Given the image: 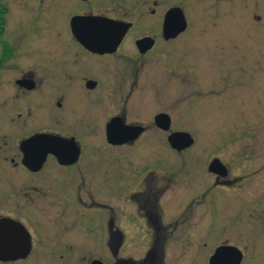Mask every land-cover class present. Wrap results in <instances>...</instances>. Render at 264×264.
<instances>
[{"label": "flooded vegetation", "instance_id": "obj_1", "mask_svg": "<svg viewBox=\"0 0 264 264\" xmlns=\"http://www.w3.org/2000/svg\"><path fill=\"white\" fill-rule=\"evenodd\" d=\"M13 1L30 6L46 2L42 46L12 47L2 39ZM222 2L0 0V163L32 183L19 186L18 192L49 197L50 209L60 207L67 224L65 242L59 245L61 253L54 244L52 254L84 264H260L242 227L231 230L226 223L202 221L215 188L231 190L246 178L232 174L219 158L196 161L189 181L162 174L161 160L137 166L127 161L120 168L114 160L110 188L103 192L100 187L102 114L107 119L106 144L133 146L150 127L127 119L134 112L148 115L154 110H134V95L161 82L162 75L154 70L163 69L166 55L180 52L183 41L189 49L194 36H212L219 15L211 12ZM206 87L210 95L212 85ZM159 114L170 118L164 112L154 114L157 130L154 118ZM113 119L143 131L135 141L110 145L106 130ZM8 132L16 142L8 141ZM42 137L49 138L50 145L45 146ZM55 141H63L62 148L54 147ZM44 149L54 151L33 169ZM73 149L76 159L69 157ZM58 155L65 159L59 161ZM214 159L224 166V175L210 171Z\"/></svg>", "mask_w": 264, "mask_h": 264}, {"label": "rangeland", "instance_id": "obj_2", "mask_svg": "<svg viewBox=\"0 0 264 264\" xmlns=\"http://www.w3.org/2000/svg\"><path fill=\"white\" fill-rule=\"evenodd\" d=\"M256 1L225 0L214 6L211 15L219 17L211 38L194 36L189 49L183 41L180 52L166 55L164 68L154 70L162 75L161 82L140 88L134 95V110H154L148 115L134 112L127 119L150 127L133 146L106 144L103 125L107 119L102 114L99 156L103 192L110 188V162L114 160L119 168L127 161L137 166L140 161L161 160L165 164L162 174L189 181L196 161L201 164L215 157L228 164L232 174L246 175L231 190H213L202 221L226 223L231 230L242 227L257 262L264 264V0ZM255 3L258 7H253ZM9 6L2 39L12 47L42 46L47 31L46 2L30 6L13 1ZM168 71H174V76ZM207 84L212 85L210 95ZM160 112L171 118L169 132L153 127V116ZM176 131L189 133L194 140L182 154H176L167 143V136ZM6 136L16 142L14 133ZM6 167L0 163V222L5 219L20 225L29 235L30 247L26 257L0 264H84L65 262L58 256L67 226L60 207L50 209L53 199L49 197L37 198L29 190L18 192L19 186L32 183L20 180L16 170ZM197 178L199 181L200 176ZM31 197H35L32 203ZM54 244L59 253L52 254ZM250 262L245 264H253Z\"/></svg>", "mask_w": 264, "mask_h": 264}, {"label": "water", "instance_id": "obj_3", "mask_svg": "<svg viewBox=\"0 0 264 264\" xmlns=\"http://www.w3.org/2000/svg\"><path fill=\"white\" fill-rule=\"evenodd\" d=\"M181 28L180 31H182ZM154 122L157 128L164 132H168L170 128V118L165 114H159L154 118ZM143 130L140 127H129L124 126L119 119H113L107 125L106 130V141L110 145H123L132 141H135ZM41 142L45 146L50 145V139L42 137ZM47 140H46V139ZM167 143L171 149L176 152H181L188 149L193 145V138L189 133L176 131L172 132L167 136ZM63 141H55L54 147L62 148ZM53 149H44L41 156L39 157V162L37 166L33 169H38L42 164L46 154L53 152ZM77 151L71 150L70 159L77 158ZM59 161H63L65 158L58 155ZM209 169L213 173H219L224 175L225 168L219 159H214L210 165ZM30 247L29 235L23 230V228L17 223L11 221L0 222V261H10L17 258L26 257ZM92 264H100L99 262H93ZM234 264H239L236 262Z\"/></svg>", "mask_w": 264, "mask_h": 264}]
</instances>
